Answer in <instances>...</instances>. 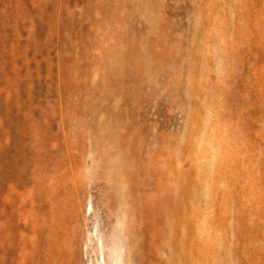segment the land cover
<instances>
[{"label":"rangeland","instance_id":"rangeland-1","mask_svg":"<svg viewBox=\"0 0 264 264\" xmlns=\"http://www.w3.org/2000/svg\"><path fill=\"white\" fill-rule=\"evenodd\" d=\"M43 181L63 264H264V0H0V264Z\"/></svg>","mask_w":264,"mask_h":264},{"label":"bare ground","instance_id":"bare-ground-1","mask_svg":"<svg viewBox=\"0 0 264 264\" xmlns=\"http://www.w3.org/2000/svg\"><path fill=\"white\" fill-rule=\"evenodd\" d=\"M76 188L78 186L76 185ZM59 186L53 183L43 181L39 188L38 201V261L37 264H63L62 260L59 262V257L66 255L67 245L62 234L61 215L59 212L58 190ZM75 208V205L73 206ZM146 230L149 226V207L148 200L146 201ZM127 214L129 212L126 211ZM63 223V222H62ZM65 231V230H64ZM63 231V232H64ZM65 249V250H64ZM120 246L115 245L110 250V257H113L112 264H118L116 258L120 257ZM68 262H75L81 260V255L76 248L71 247L69 251ZM66 262V261H64ZM67 263V262H66ZM101 264H109L105 258L102 259Z\"/></svg>","mask_w":264,"mask_h":264}]
</instances>
